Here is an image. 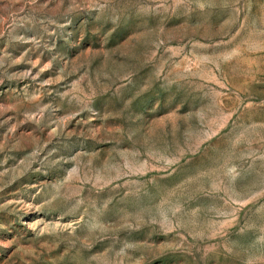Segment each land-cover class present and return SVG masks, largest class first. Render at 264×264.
<instances>
[{"label":"rangeland","instance_id":"374dc122","mask_svg":"<svg viewBox=\"0 0 264 264\" xmlns=\"http://www.w3.org/2000/svg\"><path fill=\"white\" fill-rule=\"evenodd\" d=\"M0 264H264V0H0Z\"/></svg>","mask_w":264,"mask_h":264}]
</instances>
